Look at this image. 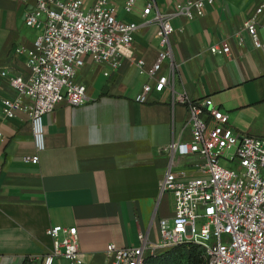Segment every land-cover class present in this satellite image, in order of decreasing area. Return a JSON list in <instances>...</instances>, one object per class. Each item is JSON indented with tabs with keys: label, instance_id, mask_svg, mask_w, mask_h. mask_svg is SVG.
<instances>
[{
	"label": "crops",
	"instance_id": "obj_1",
	"mask_svg": "<svg viewBox=\"0 0 264 264\" xmlns=\"http://www.w3.org/2000/svg\"><path fill=\"white\" fill-rule=\"evenodd\" d=\"M82 1L90 9L97 0ZM126 1L108 0L118 19L139 25L131 46L122 49L120 67L106 75L108 66L87 59L77 81L87 86L89 100L61 103L46 115L45 148L37 151L31 99H23L15 117L2 114L3 100L17 92L1 72L30 77L28 52L41 30L28 26L26 16L38 0H0V264H42L53 246L47 229L57 224L77 228L83 264H112L107 246L136 245L139 234L159 242L160 221L175 216L174 196L159 187L170 165L166 148L192 137L182 96L211 98L236 133L264 136V50L245 29L262 0H214L201 17H174L171 47L179 69L173 87L152 90L146 103L135 96L153 83L148 70L161 49L159 26L144 23L145 0L131 11ZM155 1L148 19L156 10L172 14L188 0ZM258 30L264 39V15ZM215 45L219 50L211 52ZM169 64L165 60L161 73ZM37 153V164L25 161ZM203 163L196 154L176 155L174 168L198 177ZM53 264L70 263L57 256Z\"/></svg>",
	"mask_w": 264,
	"mask_h": 264
},
{
	"label": "built area",
	"instance_id": "obj_2",
	"mask_svg": "<svg viewBox=\"0 0 264 264\" xmlns=\"http://www.w3.org/2000/svg\"><path fill=\"white\" fill-rule=\"evenodd\" d=\"M139 0H127L125 9L133 10ZM142 11L144 23L159 26L160 52L148 70L152 82L143 85L135 101L146 103L152 90L161 92L173 87L179 65L173 61L171 35L172 19L201 17L206 5L214 0H188L176 5L172 14L156 10L155 0H145ZM264 15V0L245 22V29L255 48L264 50V39L258 25ZM28 26L41 30L28 52L30 77L1 74L16 90L14 99L3 100V115L9 118L23 109V99L29 97L32 131L37 151L45 148L44 118L59 104L80 106L89 100L87 86L77 81L78 72L87 59L94 64L117 70L122 62L123 48L131 46L139 25L116 17L108 0H97L85 9L82 0H38L36 8L26 16ZM211 52L219 50L215 45ZM223 52L230 47L223 43ZM169 59V72L161 73ZM140 68L143 59H137ZM189 113L190 140L174 139L166 148L170 165L160 181L162 194L170 193L175 199L172 222L160 221V241L150 242L139 234L138 244L119 247L107 246L112 264H144L146 254L166 251L174 246L194 243L200 245L206 264H264V136L236 133L223 112L211 98L193 100L180 97ZM2 132L0 131V139ZM231 152H233L231 154ZM196 154L203 160L202 174L189 177L186 169L174 168L175 156ZM231 154V155H230ZM37 164L38 153L24 157ZM53 246L42 264H53L55 257L63 256L70 264H83L77 228L60 224L47 229ZM2 257L0 256V263Z\"/></svg>",
	"mask_w": 264,
	"mask_h": 264
},
{
	"label": "trees",
	"instance_id": "obj_3",
	"mask_svg": "<svg viewBox=\"0 0 264 264\" xmlns=\"http://www.w3.org/2000/svg\"><path fill=\"white\" fill-rule=\"evenodd\" d=\"M150 261L154 264H166L169 261H172L171 264H182L184 261H186V264H206L203 248L194 243L177 245L158 255L148 254L145 257L144 264Z\"/></svg>",
	"mask_w": 264,
	"mask_h": 264
},
{
	"label": "rangeland",
	"instance_id": "obj_4",
	"mask_svg": "<svg viewBox=\"0 0 264 264\" xmlns=\"http://www.w3.org/2000/svg\"><path fill=\"white\" fill-rule=\"evenodd\" d=\"M233 152H231L232 154ZM230 154V155H231ZM158 254H161V252H157V253H150V255H158ZM147 256V255H146ZM172 261H169V263L167 262L166 264H171ZM147 264H154L153 262H148ZM182 264H186V261L182 262ZM188 264V263H187Z\"/></svg>",
	"mask_w": 264,
	"mask_h": 264
}]
</instances>
